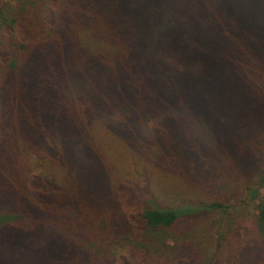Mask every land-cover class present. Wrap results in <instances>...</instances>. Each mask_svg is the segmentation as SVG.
I'll return each instance as SVG.
<instances>
[{
	"label": "trees",
	"instance_id": "16d2710c",
	"mask_svg": "<svg viewBox=\"0 0 264 264\" xmlns=\"http://www.w3.org/2000/svg\"><path fill=\"white\" fill-rule=\"evenodd\" d=\"M6 4L0 264H264V0ZM238 194L259 232L204 254Z\"/></svg>",
	"mask_w": 264,
	"mask_h": 264
},
{
	"label": "rangeland",
	"instance_id": "374dc122",
	"mask_svg": "<svg viewBox=\"0 0 264 264\" xmlns=\"http://www.w3.org/2000/svg\"><path fill=\"white\" fill-rule=\"evenodd\" d=\"M21 0H0V6L7 2L6 6H3V10H15L14 7H17L19 5ZM9 7V8H8ZM226 161V160H225ZM249 166V165H248ZM259 167L264 166V155L259 158L258 162ZM250 167V166H249ZM260 169L256 166L250 167L247 172L242 173V177L244 178V181L240 183L239 190L241 188H244L246 184L248 183V180H256L259 177ZM225 189V188H224ZM230 189V187H229ZM243 196L240 194L237 195V197L230 196L228 197L227 202L225 201L226 205H232V207L229 208V214L225 215L222 218L221 212H213V214L210 216L209 220L201 224L197 230L196 234L199 235L202 232H207L206 241H204L205 247H204V254H207L209 252H212L215 248V244L218 237V232L220 229H218V221L221 220L223 226L221 227V232L223 235L227 238V244L226 248L229 249V255L233 256L235 252L239 250V246L241 244V241H234V233H237L238 236H241L243 239H248L252 237L256 231H258V223L256 218V209H255V201L251 199H244L242 200ZM242 201L241 203H239ZM126 208V207H125ZM128 210L130 211V207H128ZM230 226H227V224H230ZM231 230L233 231L232 235ZM259 232V231H258ZM115 256L119 261L127 259L128 257V251L126 248L124 249H116L115 250Z\"/></svg>",
	"mask_w": 264,
	"mask_h": 264
}]
</instances>
